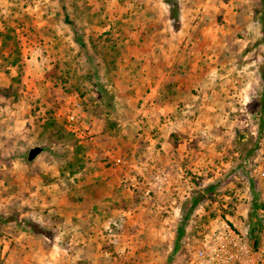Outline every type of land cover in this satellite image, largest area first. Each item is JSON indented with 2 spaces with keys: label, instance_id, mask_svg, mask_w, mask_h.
Returning <instances> with one entry per match:
<instances>
[{
  "label": "rangeland",
  "instance_id": "rangeland-1",
  "mask_svg": "<svg viewBox=\"0 0 264 264\" xmlns=\"http://www.w3.org/2000/svg\"><path fill=\"white\" fill-rule=\"evenodd\" d=\"M179 2L0 0V264H189L252 227L264 2Z\"/></svg>",
  "mask_w": 264,
  "mask_h": 264
},
{
  "label": "built area",
  "instance_id": "built-area-1",
  "mask_svg": "<svg viewBox=\"0 0 264 264\" xmlns=\"http://www.w3.org/2000/svg\"><path fill=\"white\" fill-rule=\"evenodd\" d=\"M68 126L78 130L75 114L68 116ZM258 210L259 224L252 232L250 223L244 230L232 221L221 220V225L205 234L197 242L184 237L189 264H264V184H261ZM188 240V241H187Z\"/></svg>",
  "mask_w": 264,
  "mask_h": 264
},
{
  "label": "trees",
  "instance_id": "trees-1",
  "mask_svg": "<svg viewBox=\"0 0 264 264\" xmlns=\"http://www.w3.org/2000/svg\"><path fill=\"white\" fill-rule=\"evenodd\" d=\"M165 2L169 5V13H170V18L172 19L173 22V26L175 28H179L180 26V2L179 0H165ZM264 2V0H263ZM81 46H85V43L83 41H79ZM262 77L264 79V68H263V73H262ZM262 109L264 111V98H263V104H262ZM254 194H253V210H254V215H255V221L252 224V232H254V230L257 228L258 224H259V219H258V210L260 209V207L262 206L260 199H259V190H257L256 186H254ZM199 201V197H196L193 200V206H196V204ZM190 216V211L187 212L184 216L182 221L179 223L178 227H177V236H176V241H175V246H174V250H176L179 247V242L183 239L184 234H185V223L187 222L188 218ZM27 224L29 226V228H31V230L34 233H42L43 229L37 225V223L28 220ZM173 250V251H174Z\"/></svg>",
  "mask_w": 264,
  "mask_h": 264
},
{
  "label": "water",
  "instance_id": "water-1",
  "mask_svg": "<svg viewBox=\"0 0 264 264\" xmlns=\"http://www.w3.org/2000/svg\"><path fill=\"white\" fill-rule=\"evenodd\" d=\"M43 151V148L39 145L34 146L30 149L28 153V160L32 161L35 159L41 152Z\"/></svg>",
  "mask_w": 264,
  "mask_h": 264
}]
</instances>
